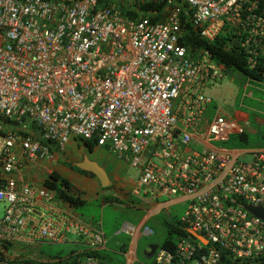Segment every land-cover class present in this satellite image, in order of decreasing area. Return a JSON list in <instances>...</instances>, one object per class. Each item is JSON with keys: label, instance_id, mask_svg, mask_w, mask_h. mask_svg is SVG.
<instances>
[{"label": "built area", "instance_id": "obj_1", "mask_svg": "<svg viewBox=\"0 0 264 264\" xmlns=\"http://www.w3.org/2000/svg\"><path fill=\"white\" fill-rule=\"evenodd\" d=\"M149 1L161 0H0V264H107L102 221L44 185L73 139L125 160L139 172L133 194L157 202L115 235L129 239L124 264H144L139 240L155 233L147 220L177 199L188 234L147 264H264V219L247 208L264 209V149L217 146L245 134L220 106L211 113L209 90L229 68L186 46L182 24L186 14L201 39L222 36L261 77L246 88L264 84V0H167L155 19L118 6ZM58 244L75 249L42 250Z\"/></svg>", "mask_w": 264, "mask_h": 264}, {"label": "rangeland", "instance_id": "obj_2", "mask_svg": "<svg viewBox=\"0 0 264 264\" xmlns=\"http://www.w3.org/2000/svg\"><path fill=\"white\" fill-rule=\"evenodd\" d=\"M247 76L233 69L227 70L221 84L211 88L209 94L213 97L215 106L221 107L224 115L232 118L236 113H245L249 115V120L241 122L245 134L248 136L246 142L234 139L230 143H218V147L235 150H253L264 147V84L253 82L247 87ZM250 94V98H245ZM74 140V139H73ZM73 140L69 143L66 155L77 154V147L73 145ZM76 141V140H75ZM198 149H201L198 147ZM111 152V151H110ZM84 157V156H83ZM83 157L81 159H83ZM87 157L92 160L93 153L89 152ZM114 159V158H113ZM245 160H249L246 158ZM65 164V163H63ZM137 171L127 166V173L137 175ZM186 204L181 203L173 205L170 211L162 212L147 223L154 229V235L140 238L138 244V258L141 263L147 264L151 261L148 255L154 250L160 249L166 237V222L180 221L185 213ZM83 216L84 219L93 223L103 222L104 231L108 238V249L103 252L107 264H124L125 256L120 249L122 244L128 239L125 234L115 236L125 222L139 225L145 214L135 216L129 212L120 202L119 204L105 205L99 200L87 201L84 207L72 209ZM75 249L74 245H54L43 246L42 250L48 255L60 254L65 256L69 251ZM156 252V251H155Z\"/></svg>", "mask_w": 264, "mask_h": 264}, {"label": "trees", "instance_id": "obj_3", "mask_svg": "<svg viewBox=\"0 0 264 264\" xmlns=\"http://www.w3.org/2000/svg\"><path fill=\"white\" fill-rule=\"evenodd\" d=\"M101 2L108 3L109 0H101ZM118 6L121 8L123 14L128 16H139L149 15L151 14L152 18H156L161 16L162 12L164 11L165 7L167 6V0H161L159 2L149 1L143 3L140 7L136 5V9H131L126 11L122 4V2H118ZM127 9V8H126ZM184 13V12H183ZM182 13V14H183ZM183 21V28L187 32V35L184 39V44L188 46L190 49L195 47H203L205 49H209L212 54L215 56L216 60L220 63L225 64L229 69L236 70L241 72L245 76L252 75L254 78L260 79L261 77L254 72H250L247 68L246 58L242 51L237 49L227 51L224 47V38L220 36L215 42L210 43L206 42L205 40L200 38V34L196 32V29L192 25L190 21H188V17L186 14L182 15ZM214 108H216L215 104L211 108V113L214 112ZM234 139H239L241 141L246 142L248 140L247 134H241L237 136H233L227 143L232 142ZM77 141L81 144V146L85 147L87 150L92 152L94 149L98 147L97 141H89L84 139H77ZM74 169L84 175H88L91 177H96L95 175L80 170L77 166ZM44 185L52 190H54L57 194V200L65 205L68 206L70 209H78L84 207L87 204V200L81 196L77 188L65 177L60 175L58 172H54L50 176H48L45 181ZM111 187L104 188L105 190L110 189ZM107 202H115L117 199L107 198ZM166 237L164 242L162 243L160 248L164 249H174L176 246V240L179 236L185 234L187 235L188 232L186 230H182L180 228V221L177 222H166ZM129 239L122 244L121 250H126L128 246ZM102 259L106 262V257L102 255Z\"/></svg>", "mask_w": 264, "mask_h": 264}, {"label": "crops", "instance_id": "obj_4", "mask_svg": "<svg viewBox=\"0 0 264 264\" xmlns=\"http://www.w3.org/2000/svg\"><path fill=\"white\" fill-rule=\"evenodd\" d=\"M234 116L240 122L247 123V121L249 120V115L245 113L238 112L234 114ZM73 145L77 147V154L74 153L70 156H67L66 148L64 152L65 154H62L58 157L57 162L54 164V169L60 175L67 178L77 188L81 196L84 197L87 201L99 200L104 204V206L119 204L121 202L126 207V209L129 212L134 213L135 216H141L142 214H145L141 222H143L148 215L145 213L146 208H157V202L152 205V203L147 200L148 195L142 194L140 196H136L135 194H133V190L137 187L138 184L139 172H136L137 175H133V173H130V175L126 174L128 164L125 160L120 159L107 149L97 147L92 151V161L97 162L101 167L105 169L111 181V185L109 186L111 188L105 190L104 188H102L101 183L97 177H91L81 174L74 169V167H76V164L82 162L90 151L81 146V144L77 140H73ZM257 149H264V147H259ZM82 157L83 159H81ZM107 198H112V200L115 198L117 199V201L107 202ZM181 203L186 204V201L183 199H177L175 200L174 205ZM76 214L78 213L76 212ZM79 216L83 218V216ZM155 217H157V215L149 218L146 223L150 222ZM122 251L125 252V250ZM155 251L157 252V250H154L148 256L150 258L153 257L156 253Z\"/></svg>", "mask_w": 264, "mask_h": 264}, {"label": "water", "instance_id": "obj_5", "mask_svg": "<svg viewBox=\"0 0 264 264\" xmlns=\"http://www.w3.org/2000/svg\"><path fill=\"white\" fill-rule=\"evenodd\" d=\"M76 166L83 171L89 172L95 175L101 183L102 188H108L111 185V181L103 167H101L97 162L90 160L87 156L80 163H77ZM252 213L258 217L264 219V209L263 208H254L247 207ZM196 238L203 242V239L197 235L193 234Z\"/></svg>", "mask_w": 264, "mask_h": 264}]
</instances>
